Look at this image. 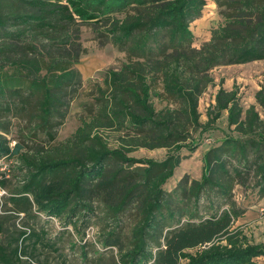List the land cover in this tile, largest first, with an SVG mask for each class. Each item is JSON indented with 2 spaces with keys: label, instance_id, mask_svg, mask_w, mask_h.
Masks as SVG:
<instances>
[{
  "label": "trees",
  "instance_id": "1",
  "mask_svg": "<svg viewBox=\"0 0 264 264\" xmlns=\"http://www.w3.org/2000/svg\"><path fill=\"white\" fill-rule=\"evenodd\" d=\"M213 1L224 21L212 30L210 40L196 47L190 24L202 15L207 0H0V97L20 93L13 86L16 81L32 78L38 125L52 136L61 115L62 90L77 71L60 66L58 73L52 72L60 60L52 58L50 50L69 44L71 26L104 23L107 28L101 32L130 58L108 72L111 96L100 122L86 121L75 132L76 152L31 157L21 152L20 143L11 145L0 123V160L20 157L29 169L27 181L10 198L24 200L21 212L35 205L46 216L73 223L72 217L91 210L90 202L96 199L107 204L113 219L133 210L138 219L130 233L116 226L102 240L119 250V264H257L264 245L251 242L235 226L246 210L233 199V186L235 181L244 185L252 171L264 183V120L255 105L244 110L237 91L223 86L205 124L198 104L214 82V68L264 59V0ZM42 47L52 61L40 77ZM14 63L23 70L9 74L5 68ZM159 82L179 102V109H155L151 97L159 95ZM256 100L264 108V87ZM223 111L239 136L226 135L203 154L200 178L183 176L168 191L165 184L190 155L181 150L198 149L191 131H206ZM100 123L128 125L134 135L142 136L143 146L173 149L163 160L129 157L93 134ZM135 164L139 166L133 168ZM259 191L264 196V184ZM3 228L0 222V233ZM34 235L23 230L0 242V264H26L22 255L28 246L23 248V243Z\"/></svg>",
  "mask_w": 264,
  "mask_h": 264
},
{
  "label": "rangeland",
  "instance_id": "2",
  "mask_svg": "<svg viewBox=\"0 0 264 264\" xmlns=\"http://www.w3.org/2000/svg\"><path fill=\"white\" fill-rule=\"evenodd\" d=\"M133 11L131 10L130 13ZM125 13L119 14L123 17ZM224 18L221 8L213 1L207 0L202 15L191 22L190 27L194 33L193 46L200 47L210 40L211 32L218 27ZM71 38L66 47L52 48L51 57L60 60L52 72H59L60 66L77 71L74 81L62 90L63 103L61 115H58L56 125L52 128V135L44 131L39 125L37 117L39 108L36 104L38 93H31L30 78L16 81L14 88H20L11 98L0 97V123L3 131L11 140V145L20 143L21 152L31 157L43 156L51 152L67 154L76 152L74 137L77 129L84 122L93 119L101 120V110L111 96V89L107 84L108 72L120 69L130 60L126 51L114 44L109 35L101 30L107 28L104 23H80L71 26ZM40 47V46H39ZM43 55H38L44 67L40 77L46 74L52 59L49 52L40 48ZM33 54H26V57ZM5 70L9 74L22 72L20 63L9 64ZM214 82L210 84L199 98L198 110L200 122L205 124L208 120V109L216 103V94L223 86L227 90H236L241 106L244 110L255 105L261 118L264 120V108L256 100V93L264 87V59L245 64H232L218 66L211 71ZM159 95H153L151 101L157 111L166 108H180L179 102L164 92L161 82L156 85ZM212 108V107H211ZM182 116V115H178ZM97 124L94 133H98L108 148L123 149L127 156L134 158H152L163 160L173 146L150 148L143 146L140 138L134 135L126 126L120 128L118 123L112 126ZM130 133V134H128ZM239 136L233 127L228 125V113L223 111L215 123L206 131L197 128L191 131V139L198 144V149L190 153L183 148L181 154H190L183 159L174 176L165 184L168 191L173 190L183 176L190 179L200 178L203 169V154L224 136ZM190 140V139H189ZM89 143H93L90 141ZM128 148L131 151H126ZM139 164L133 166L136 167ZM29 169L20 157L1 159L0 161V188L6 193L0 196V222L3 232L0 233V242L9 241L8 238L17 235L20 231L35 235L28 239L26 254L22 259L26 264H119V250L116 247H106L102 240L106 234L119 226L123 233H130L136 224L138 216L133 210H128L118 219H113L107 204L99 200L90 202L92 209L83 211L79 216L72 217L73 223H66V218H55L39 212L34 205L29 212H21L24 200L18 203L10 198L20 189L28 179ZM264 183L259 175L253 171L248 181L243 185L234 182L233 199L240 208L246 210L235 226H240L248 235L251 242L264 245V196L260 193V186ZM207 199L201 204L206 205ZM226 207V206H224ZM257 264H264V256L256 258Z\"/></svg>",
  "mask_w": 264,
  "mask_h": 264
},
{
  "label": "built area",
  "instance_id": "3",
  "mask_svg": "<svg viewBox=\"0 0 264 264\" xmlns=\"http://www.w3.org/2000/svg\"><path fill=\"white\" fill-rule=\"evenodd\" d=\"M1 161V160H0ZM4 193H6L5 188H0V196H2Z\"/></svg>",
  "mask_w": 264,
  "mask_h": 264
}]
</instances>
